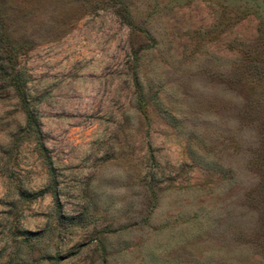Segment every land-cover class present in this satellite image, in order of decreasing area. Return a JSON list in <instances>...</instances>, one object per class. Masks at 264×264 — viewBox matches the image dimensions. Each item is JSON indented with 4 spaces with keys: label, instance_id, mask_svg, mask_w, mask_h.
Instances as JSON below:
<instances>
[{
    "label": "rangeland",
    "instance_id": "374dc122",
    "mask_svg": "<svg viewBox=\"0 0 264 264\" xmlns=\"http://www.w3.org/2000/svg\"><path fill=\"white\" fill-rule=\"evenodd\" d=\"M0 264H264V0H0Z\"/></svg>",
    "mask_w": 264,
    "mask_h": 264
},
{
    "label": "trees",
    "instance_id": "16d2710c",
    "mask_svg": "<svg viewBox=\"0 0 264 264\" xmlns=\"http://www.w3.org/2000/svg\"><path fill=\"white\" fill-rule=\"evenodd\" d=\"M121 1V0H118ZM6 34L3 39L2 53L4 54L3 60L5 61L4 73L6 79L10 82L13 91L20 98L23 108L26 112V128L27 130L34 134L37 140L41 143L42 148H45L42 140V129L40 127V122L35 115L33 109L30 107L28 96H27V72L22 67L17 65V49L13 43V39L10 33L5 31Z\"/></svg>",
    "mask_w": 264,
    "mask_h": 264
}]
</instances>
